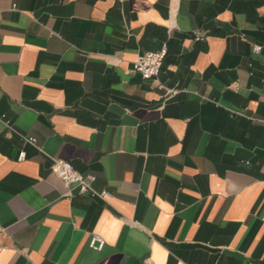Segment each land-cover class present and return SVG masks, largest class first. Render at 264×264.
Returning a JSON list of instances; mask_svg holds the SVG:
<instances>
[{
	"label": "crops",
	"instance_id": "crops-1",
	"mask_svg": "<svg viewBox=\"0 0 264 264\" xmlns=\"http://www.w3.org/2000/svg\"><path fill=\"white\" fill-rule=\"evenodd\" d=\"M1 115L0 264H264V0H0Z\"/></svg>",
	"mask_w": 264,
	"mask_h": 264
},
{
	"label": "built area",
	"instance_id": "built-area-1",
	"mask_svg": "<svg viewBox=\"0 0 264 264\" xmlns=\"http://www.w3.org/2000/svg\"><path fill=\"white\" fill-rule=\"evenodd\" d=\"M196 39H202L201 35L195 34ZM262 49L260 44H252L251 50L253 53H258ZM167 53V46L163 43L157 50L145 51L138 54L137 57L132 61V69L137 72L143 80L156 79L159 75L163 59ZM0 120L7 128L9 132L17 134L23 142L28 143L41 151V148L37 145L36 139L33 136H27L19 132L10 121L5 118V115L0 116ZM26 158V152L20 150L17 154L16 159L22 161ZM51 160L50 169L58 176L63 182L66 192L65 194L70 195L73 189L79 193H90L91 195L105 197L106 190H97L93 186L95 176L92 174L84 175L76 170L73 165L65 159L49 156ZM138 224L137 221H133ZM3 227L0 224V234ZM89 245L95 249H100L104 243V239L98 234H92L89 238Z\"/></svg>",
	"mask_w": 264,
	"mask_h": 264
}]
</instances>
